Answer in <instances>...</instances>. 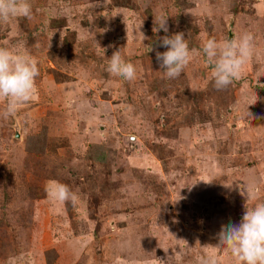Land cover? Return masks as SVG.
Segmentation results:
<instances>
[{"label":"rangeland","instance_id":"1","mask_svg":"<svg viewBox=\"0 0 264 264\" xmlns=\"http://www.w3.org/2000/svg\"><path fill=\"white\" fill-rule=\"evenodd\" d=\"M29 3L31 20L0 24V47L40 69L35 99L0 115V264H232L217 234L248 193L264 202V0ZM178 32L193 58L169 80L156 52ZM245 33L253 57L217 90L196 53ZM117 50L134 80L105 71ZM42 132L40 148L30 135ZM51 181L77 205L50 202Z\"/></svg>","mask_w":264,"mask_h":264},{"label":"clouds","instance_id":"2","mask_svg":"<svg viewBox=\"0 0 264 264\" xmlns=\"http://www.w3.org/2000/svg\"><path fill=\"white\" fill-rule=\"evenodd\" d=\"M23 17L31 20L32 6L29 0H0V24ZM153 32L168 33L167 18L154 16ZM253 36L245 33L238 38L217 41L209 38L203 41L197 55L203 54L205 62L212 69L211 78L217 90H224L239 80L245 66L254 54ZM61 36V43L63 42ZM188 39L182 32L159 37V46L164 52H156V59L164 72L165 79L178 78L193 58ZM154 49L150 46L149 52ZM105 71L114 77L132 81L137 76L136 67L124 60L121 50L113 52L107 59ZM40 74L37 61L21 51L0 47V102L4 103L2 115L5 119L14 117L36 95V79ZM211 183V182H207ZM47 198L52 203L71 204L75 207L78 195L68 185L51 181L45 186ZM257 197L246 196L245 211L239 223L222 226L217 234L218 247H223L232 257V264H264V202L250 201ZM205 264H216L215 260Z\"/></svg>","mask_w":264,"mask_h":264},{"label":"trees","instance_id":"3","mask_svg":"<svg viewBox=\"0 0 264 264\" xmlns=\"http://www.w3.org/2000/svg\"><path fill=\"white\" fill-rule=\"evenodd\" d=\"M34 145L39 146L40 148H43L45 146V138H44V133H36V134H31L30 135ZM39 143V145H38Z\"/></svg>","mask_w":264,"mask_h":264},{"label":"water","instance_id":"4","mask_svg":"<svg viewBox=\"0 0 264 264\" xmlns=\"http://www.w3.org/2000/svg\"><path fill=\"white\" fill-rule=\"evenodd\" d=\"M229 36L231 37V34Z\"/></svg>","mask_w":264,"mask_h":264}]
</instances>
